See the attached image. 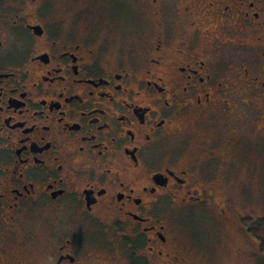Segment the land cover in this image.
<instances>
[{"label": "flooded vegetation", "instance_id": "flooded-vegetation-1", "mask_svg": "<svg viewBox=\"0 0 264 264\" xmlns=\"http://www.w3.org/2000/svg\"><path fill=\"white\" fill-rule=\"evenodd\" d=\"M262 139L264 0H0V264H189Z\"/></svg>", "mask_w": 264, "mask_h": 264}, {"label": "rangeland", "instance_id": "rangeland-1", "mask_svg": "<svg viewBox=\"0 0 264 264\" xmlns=\"http://www.w3.org/2000/svg\"><path fill=\"white\" fill-rule=\"evenodd\" d=\"M257 146L261 153L256 151V155L247 156L246 166L249 165L250 158H253L252 162L255 163L256 169L258 172L262 170L264 175V165H260V162L264 163V139L260 143L258 141ZM244 167L241 169L244 170ZM230 188L234 190L235 195L238 193L245 199L246 206L237 208L239 215L252 222L264 220V176H261L259 181L250 179V181L246 180L241 187ZM220 196L222 193L218 192L217 197L220 198ZM240 200L242 202L241 198ZM200 223L197 241L191 235L193 232L188 230V220L183 221V225L179 229L182 245L190 251L185 253L189 264H264V255L259 251V243L250 234H247L248 231L246 234L238 232L234 220L233 222L211 220ZM195 224V220H193L191 228ZM195 242L200 243L197 245Z\"/></svg>", "mask_w": 264, "mask_h": 264}, {"label": "trees", "instance_id": "trees-1", "mask_svg": "<svg viewBox=\"0 0 264 264\" xmlns=\"http://www.w3.org/2000/svg\"><path fill=\"white\" fill-rule=\"evenodd\" d=\"M248 233L259 243V251L264 255V220L252 222L249 219L243 221Z\"/></svg>", "mask_w": 264, "mask_h": 264}]
</instances>
